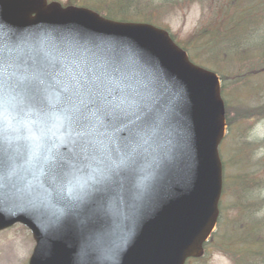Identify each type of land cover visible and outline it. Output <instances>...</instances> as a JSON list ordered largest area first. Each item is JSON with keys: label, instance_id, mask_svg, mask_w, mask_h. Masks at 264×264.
Segmentation results:
<instances>
[{"label": "water", "instance_id": "obj_1", "mask_svg": "<svg viewBox=\"0 0 264 264\" xmlns=\"http://www.w3.org/2000/svg\"><path fill=\"white\" fill-rule=\"evenodd\" d=\"M57 48L118 53L151 81L162 130L141 160L148 179L135 187L145 174L137 172L103 198L69 206L49 204L30 177L5 176L0 231L16 223L32 231L29 264H185L202 257L222 193L225 109L217 76L153 26L46 0H0V60L9 72L23 75L33 58Z\"/></svg>", "mask_w": 264, "mask_h": 264}, {"label": "snow or ice", "instance_id": "obj_2", "mask_svg": "<svg viewBox=\"0 0 264 264\" xmlns=\"http://www.w3.org/2000/svg\"><path fill=\"white\" fill-rule=\"evenodd\" d=\"M155 105L151 81L118 53L57 48L23 75L0 60V181L22 174L69 206L137 172L142 187L141 160L162 130Z\"/></svg>", "mask_w": 264, "mask_h": 264}, {"label": "rangeland", "instance_id": "obj_3", "mask_svg": "<svg viewBox=\"0 0 264 264\" xmlns=\"http://www.w3.org/2000/svg\"><path fill=\"white\" fill-rule=\"evenodd\" d=\"M55 1L65 6L75 0ZM159 1H162L164 8L156 12ZM150 3L152 4L149 5ZM137 4L142 6L136 10L139 15L130 22L147 21L146 23L166 30L180 45H185L186 40L209 21V16H205L209 15L208 8L204 10L200 0H195L192 4L188 0H138ZM154 12L159 15L153 16ZM227 76H223L227 93L223 90L222 98L225 103V96L226 105L231 109H254L264 104V76L249 86L239 83L242 82L240 78L232 80V76ZM218 77L220 78L219 75ZM225 113L227 123L229 113L227 115L226 107ZM231 119L219 150L224 173L222 219L228 220L229 226L239 230H243L247 222L252 227L251 238H264V116L241 121L240 118ZM222 230L219 223L216 233L213 234V242L220 239ZM34 247L35 242L26 228L15 226L3 231L0 233V264H28ZM189 264L233 262L215 246H210L201 260Z\"/></svg>", "mask_w": 264, "mask_h": 264}, {"label": "trees", "instance_id": "obj_4", "mask_svg": "<svg viewBox=\"0 0 264 264\" xmlns=\"http://www.w3.org/2000/svg\"><path fill=\"white\" fill-rule=\"evenodd\" d=\"M137 1L75 0L74 4L89 7L107 19L127 22L133 21L139 15L136 10L142 6L138 5ZM200 1L204 10L208 8L209 15H205L209 16L208 24L198 28L186 40L185 45H178L188 52L194 62L212 69L220 76L222 92L226 90L223 80L225 74L228 78L232 76V80L242 79L239 83L247 86L262 78L264 76V0ZM188 3H195V0H188ZM156 7H158L156 12H160L164 4L159 1ZM156 12L153 16L159 15ZM231 53L233 56H228ZM224 92L227 93V90ZM224 100L226 105L225 96ZM226 110L227 115L229 113L228 125L231 124V118L233 120L240 118L241 121L264 116V104L254 109L241 108L236 111L226 105ZM220 222L221 229L223 228L220 239L215 242L213 238L210 239L206 245L207 249L215 246L231 259L233 264H264V238H251L252 227L248 223L243 230H239L229 226L228 220L221 219Z\"/></svg>", "mask_w": 264, "mask_h": 264}, {"label": "bare ground", "instance_id": "obj_5", "mask_svg": "<svg viewBox=\"0 0 264 264\" xmlns=\"http://www.w3.org/2000/svg\"><path fill=\"white\" fill-rule=\"evenodd\" d=\"M72 3V2H71ZM68 4H70V3H68Z\"/></svg>", "mask_w": 264, "mask_h": 264}]
</instances>
